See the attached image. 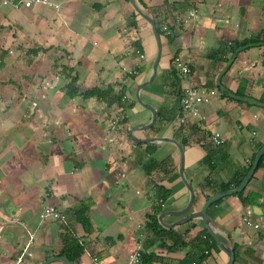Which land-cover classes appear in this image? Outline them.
I'll return each instance as SVG.
<instances>
[{
	"label": "crops",
	"instance_id": "1",
	"mask_svg": "<svg viewBox=\"0 0 264 264\" xmlns=\"http://www.w3.org/2000/svg\"><path fill=\"white\" fill-rule=\"evenodd\" d=\"M3 1L0 264H15L29 233L32 255L20 264H126L134 251L150 257L146 264H227L223 245L232 264H264V232L241 221L247 211L264 220V154L241 191L207 207L223 245L191 217L223 186L239 184L264 143V0H135L158 37L130 0H55L57 8ZM248 38L259 42L233 53ZM66 69L77 75L72 97ZM94 86L109 89L110 101L80 94ZM184 86L215 90L199 106L204 119L178 120ZM167 138L183 148L189 207L179 148ZM47 204L66 220L40 219ZM74 242L83 247L75 257Z\"/></svg>",
	"mask_w": 264,
	"mask_h": 264
},
{
	"label": "built area",
	"instance_id": "2",
	"mask_svg": "<svg viewBox=\"0 0 264 264\" xmlns=\"http://www.w3.org/2000/svg\"><path fill=\"white\" fill-rule=\"evenodd\" d=\"M4 3L7 2L6 0L3 1ZM25 6H31L34 4L44 5L48 7L57 8L59 6L58 2L55 0H22ZM196 10L192 9L188 12V18L195 17ZM162 29L165 31L166 34H170L171 31L169 30L166 24L162 25ZM132 53L137 57L138 61H143L145 59L144 51L137 46L132 48ZM175 67L179 70L180 74L186 76L190 73V67L188 64L183 61L180 57L176 56L173 60ZM139 63V62H138ZM138 71L136 68L132 69L130 73L136 74ZM214 89H207L203 86H184L179 91V105L182 111V115L178 118L180 122L185 121L186 116H190L193 118L204 119L205 117L200 114L199 106L203 102L204 98L208 94H214ZM33 105H36V102H33ZM254 133V132H253ZM212 142L215 145H218L222 142L220 133L214 132L211 137ZM123 175V174H122ZM139 193V191H136ZM250 212L247 211L241 216V221L246 225L255 227L260 229L264 232V220L263 221H256L250 218ZM39 218L42 220L46 219H53L57 221L64 222L66 220V215L59 210L56 206L52 204L44 205L39 211ZM33 234L29 233V239L25 243L24 248L21 252L16 256L15 264H20L27 256H31L32 252L29 249L30 244L32 243ZM210 241V240H209ZM141 252L134 251L129 253L128 261L126 264H140Z\"/></svg>",
	"mask_w": 264,
	"mask_h": 264
},
{
	"label": "water",
	"instance_id": "3",
	"mask_svg": "<svg viewBox=\"0 0 264 264\" xmlns=\"http://www.w3.org/2000/svg\"><path fill=\"white\" fill-rule=\"evenodd\" d=\"M130 1H131L132 5L134 6L135 10L140 15H142L143 17H145L146 19H148L150 21V23H151V25L153 27L154 34H155L156 37H158V30H157L153 20L140 9V7L137 5L135 0H130ZM158 48L160 49V44L159 43H158ZM158 59H159V52L157 53V56H156L155 61L153 63V74L156 71V64L158 62ZM152 114H153L152 120H151V123L149 125H151L154 122L155 117H156L155 112H152ZM148 140L150 141L151 139H146L145 141H148ZM168 140L174 141L177 144L178 148H179V152H180L179 172H180L181 178L183 179V181H184L185 185L187 186V188L189 190V193H190L189 205H188V207H189L192 204V202H193L194 193H193L192 187L190 186L189 182L184 177V171H183L184 170V153H183V148H182L181 144L179 142H177L176 140H174V139H168ZM263 154H264V143L261 145L259 150L256 152L251 167L248 169L247 173L243 176V178L241 179L239 184L236 187L232 188V189L219 191V192H216V193L210 195L205 200V202L203 203L201 210L198 213H195V214H193L191 216L193 218L198 217V218L202 219L206 229L208 230L210 235L215 239V241L218 243V245H223V244H221L220 241L218 240V236L216 235V233L214 231V228H213V226L211 224V221H210V219L207 216V212H206L207 207H208L209 204H211L212 202H214L215 200L219 199L220 197H222V196H224L226 194H232V193H236V192L241 191L242 188L247 183V181L249 180V178L251 177V175L253 174V171L256 168L260 157ZM223 247L225 248V251H227V253L229 255V259H228V263L227 264H232V259H233V254L232 253H233V250L231 248L227 247V246H224V245H223Z\"/></svg>",
	"mask_w": 264,
	"mask_h": 264
},
{
	"label": "trees",
	"instance_id": "4",
	"mask_svg": "<svg viewBox=\"0 0 264 264\" xmlns=\"http://www.w3.org/2000/svg\"><path fill=\"white\" fill-rule=\"evenodd\" d=\"M257 42H259V39L248 38V39H246V40H244L242 42L234 43L231 46V49H232L233 53H236L240 48H243L245 46H249V45L257 43ZM2 53H3V50H0V54H2ZM136 69H137V71H139V67H137ZM66 70H67L66 73L68 74V79L69 80L65 84V90H66V93L68 94V96L72 97L79 90L78 86L75 85L76 80H77V75L70 73L72 71L69 70V69H66ZM131 74L134 75V73H131ZM80 94L83 97L96 96L97 98H100V99L106 100V101H110L108 99V97L111 96V93H110L109 89H102V88H100L98 86H94L92 88L85 89L84 91H80ZM121 94L122 93H119L118 95H116L117 100H120L122 98ZM260 160H261V158H260ZM155 165H156L155 162L147 163L145 165L146 172L149 173L151 171L152 167H154ZM239 182H240V179L236 180V182L234 183V186L237 185ZM222 189L226 190V189H228V186H223ZM167 194H168V191H164L163 194H160L158 203L162 202L165 199ZM156 211H157V209H155V212H154L153 215H150V218H151L153 223L156 222ZM77 217H78V220L80 222H82L84 228L88 229V219L86 218V216L84 214V210L77 211ZM206 236L208 237L209 235H206ZM210 243H212V242H210ZM71 246H72V249H73L72 253H74V257L76 255H78L79 253H81L82 250H83L82 245L80 243H78V242H74ZM64 253H71V252H69V250H66V251H64ZM140 258H141L140 259V264H146V263H148L150 261V257H148L147 255H144L142 253H141V257Z\"/></svg>",
	"mask_w": 264,
	"mask_h": 264
}]
</instances>
